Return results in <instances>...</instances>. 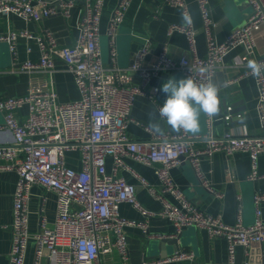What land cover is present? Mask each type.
I'll list each match as a JSON object with an SVG mask.
<instances>
[{
	"label": "built area",
	"instance_id": "2783aa9c",
	"mask_svg": "<svg viewBox=\"0 0 264 264\" xmlns=\"http://www.w3.org/2000/svg\"><path fill=\"white\" fill-rule=\"evenodd\" d=\"M133 0H119L107 28L111 65L103 63L101 50V24L105 0H86L78 23L79 34L72 47L62 46L56 34L43 28L34 35L28 30L9 29L0 34V43L10 48L12 65L10 72L25 73L31 77L27 94L22 97H6L0 93V112L13 142L0 145V173L15 172L18 176L13 195L12 240L9 264H26L30 241L36 243L33 264H101V258L116 250L122 264H128L130 249L127 232L139 228L148 235L149 221L166 218L174 223L178 236L186 228H202L211 239L227 240L228 264H236V253L244 250V264H264V220L260 206L264 203V192H256V222L246 225L243 221V206L237 210L236 223L223 221L222 216L208 214L192 204L172 176V170L188 161L195 169L197 179L211 196L224 198L214 185L211 172L202 167L205 159L221 152L227 156L241 152L250 156L252 171L249 181L260 178L258 159L264 154V73L253 77L247 67L249 60L264 62V51L259 50V39H264V0H246L251 6L250 16L239 28L234 29L223 41H218L209 0H196L201 16V31L207 42V56L198 55L199 29L194 24L174 23L168 35L180 32L188 43L190 57L178 60L169 57V49L148 60L152 44H146L134 55L128 68L118 66L117 39L119 30ZM170 7L182 12L191 9L186 0H166ZM78 0H0V17L10 20L17 17L26 22L39 23L52 16L69 18L77 7ZM193 19V16H192ZM20 39L35 40L40 50L37 61H21L18 53ZM243 47L244 53L236 60L235 67L242 72L230 79V87L242 78L253 77L258 88L257 113H259L260 135L233 133L218 137L214 132V115L207 116V141L205 148L194 147L200 136L170 131L154 132L149 140L135 141L128 133L137 96L146 95L144 86L162 72L182 73L198 83H208L226 68L225 57L233 50ZM30 51V49H29ZM62 61L73 75L80 93L74 102H61L55 90L56 62ZM134 71L143 80V87L127 85L123 76ZM2 73V72H0ZM37 76L43 79L37 81ZM156 103L157 109L162 103ZM25 111V120L15 115ZM225 123L242 120L243 113H236L234 106L226 108ZM137 125L140 123L137 122ZM79 152L82 169L76 170L67 163L69 153ZM107 157H113L115 172L108 173ZM124 157H130L147 165L159 164L156 174L158 191L140 177L141 187L161 205L155 212L142 206L137 198L139 187L119 178L116 171L126 168ZM41 186L57 196V212L53 226L46 218L41 221L38 232L30 230V201L34 187ZM170 196L175 202H171ZM122 203H130L142 215L143 220H130L121 215ZM150 236V235H149ZM151 238V236H150ZM154 238V237H152ZM164 238V237H162ZM159 238V239H162ZM186 251L162 259L144 260L143 264H173L181 260H192Z\"/></svg>",
	"mask_w": 264,
	"mask_h": 264
},
{
	"label": "crops",
	"instance_id": "0c3cea01",
	"mask_svg": "<svg viewBox=\"0 0 264 264\" xmlns=\"http://www.w3.org/2000/svg\"><path fill=\"white\" fill-rule=\"evenodd\" d=\"M51 1V0H48ZM86 0H78L77 7L73 10L71 17L52 16L39 23L26 22L17 17L10 20L0 17V34L9 29L28 30L34 35L42 33L43 28L53 31L62 46L72 47L76 44L79 34L78 23L81 19ZM91 3L95 0H90ZM119 0H105L101 24V50L103 63L106 67L111 65L110 47L107 37V28L110 17L115 10ZM191 9L194 24L199 29L198 35V55L207 56V42L201 31V16L196 4V0H186ZM209 6L213 13V18L217 24L215 30L218 41L225 40L236 28L244 25L250 16L252 9L246 0H209ZM182 10L178 7H170L166 0H133L126 17L119 30L117 39L118 66L128 68L133 63L134 55L146 44H152V52L147 59L156 58L165 47L169 49V57L178 60L183 56L190 57L188 43L185 36L180 32L168 35L172 24H181ZM30 49V51H29ZM259 50L264 51V39H259ZM18 53L21 61L28 59L37 61L40 58V50L35 40L20 39L18 42ZM244 53V48L239 47L225 57L226 68L220 70L214 77L219 89V111L214 115V132L218 137L226 134H251L260 135L259 113H257L258 88L253 77L242 78L238 83L227 85L230 79L240 76L241 70L235 67L236 60ZM12 57L7 43H0V93L6 97H22L27 94L31 77L28 74L12 73L10 68ZM57 72L54 75L55 90L61 102H74L80 99V93L74 82L73 75L67 71V67L62 61L56 62ZM184 78L179 71L162 72L157 78H153L149 84L143 85V80L134 71H128L124 76L127 85L143 87L146 95L136 97L131 116L136 121L130 123L128 133L135 141L149 140L151 134L145 129L149 127L150 113L155 110V119L159 121L165 133H177L168 128L165 121L159 119L156 103H164L166 94L160 91L162 84L169 78ZM43 76H37L39 81ZM234 106L236 113H243L242 120H233L226 124V108ZM25 112V111H24ZM23 111H16L15 115L20 120H25ZM207 116L201 114V131L190 136H200L194 142V147L205 148L206 139L203 138L207 132ZM137 122L140 125H137ZM5 118L0 112V127H4ZM13 142V135L8 130H0V145ZM68 166L82 169L81 155L79 152L69 153L67 156ZM116 175L125 179L128 183L139 187L137 198L139 203L146 209L160 212L162 205L156 201L145 187H141L140 177L144 178L151 186L158 191L157 168L159 164L147 165L139 163L130 157H124ZM107 171L110 174L115 172L116 163L113 157L106 159ZM258 172L260 178L249 181L248 177L252 171L250 156L238 152L227 156L218 152L210 159L203 161L202 167L208 173L224 198H215L200 185L195 169L188 161L182 163L172 170V176L179 186L182 187L186 198L195 206L213 216H222L223 221L233 225L236 223L237 210L243 206V221L246 225L256 222V205L253 196L256 192H264V154L258 159ZM18 176L15 172L0 173V264H9V252L12 240L13 222V195L15 192ZM171 202H175L170 196ZM261 218L264 220V203L260 206ZM30 230L32 233L39 231L41 221L46 218L49 226H53L57 212V196L55 193L44 189L41 186L34 187L30 201ZM121 215L127 219L141 221V213L130 203H122L120 206ZM174 223L166 218H154L149 221L148 235H143L141 229L131 228L127 232L128 245L130 249V259L128 264H143L144 260L162 259L156 249H149V241H156L159 238L177 239L178 243L166 244L165 252L167 257L178 252L186 251L193 255L192 260H181L173 264H228L227 240L221 237L211 239L206 230L202 228H186L178 236ZM151 238H150V236ZM154 237V238H152ZM36 243L30 241L26 258V264H33ZM236 264H244V250L239 248L236 253ZM101 264H122L120 256L116 250L104 255ZM45 264V262H44Z\"/></svg>",
	"mask_w": 264,
	"mask_h": 264
},
{
	"label": "clouds",
	"instance_id": "9594fccd",
	"mask_svg": "<svg viewBox=\"0 0 264 264\" xmlns=\"http://www.w3.org/2000/svg\"><path fill=\"white\" fill-rule=\"evenodd\" d=\"M181 21L186 25L193 23L189 12L181 13ZM253 77L259 78L264 73V62L255 59L247 62ZM160 91L166 99L158 109L159 119L166 122L174 132L197 134L201 131V114L213 116L219 111V89L215 83H198L193 78L169 77ZM155 110L150 113L149 127L154 132H162L159 121L155 119Z\"/></svg>",
	"mask_w": 264,
	"mask_h": 264
},
{
	"label": "water",
	"instance_id": "95a60500",
	"mask_svg": "<svg viewBox=\"0 0 264 264\" xmlns=\"http://www.w3.org/2000/svg\"><path fill=\"white\" fill-rule=\"evenodd\" d=\"M247 2V1H246ZM173 243L177 244V239H170V238H162V239H156V241H149V249H156L159 253V257H167L168 254L164 251L166 248V244Z\"/></svg>",
	"mask_w": 264,
	"mask_h": 264
}]
</instances>
